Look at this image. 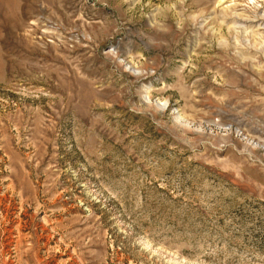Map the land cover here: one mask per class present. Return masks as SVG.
Here are the masks:
<instances>
[{"label": "rangeland", "instance_id": "1", "mask_svg": "<svg viewBox=\"0 0 264 264\" xmlns=\"http://www.w3.org/2000/svg\"><path fill=\"white\" fill-rule=\"evenodd\" d=\"M0 264H264V0H0Z\"/></svg>", "mask_w": 264, "mask_h": 264}]
</instances>
